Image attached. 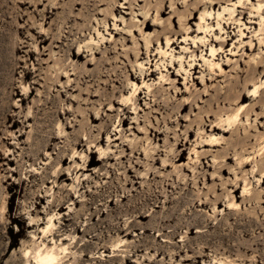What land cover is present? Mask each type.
<instances>
[{"label":"rangeland","instance_id":"rangeland-1","mask_svg":"<svg viewBox=\"0 0 264 264\" xmlns=\"http://www.w3.org/2000/svg\"><path fill=\"white\" fill-rule=\"evenodd\" d=\"M258 3L0 0V264L264 260Z\"/></svg>","mask_w":264,"mask_h":264},{"label":"bare ground","instance_id":"bare-ground-1","mask_svg":"<svg viewBox=\"0 0 264 264\" xmlns=\"http://www.w3.org/2000/svg\"><path fill=\"white\" fill-rule=\"evenodd\" d=\"M213 2V4L215 5L217 2H220V0H217V1H214V0H211V3ZM238 3H241V0H238ZM261 3H258L256 6H254V8L256 9V12H257V14L259 15V17H262L263 15H264V8L262 9V11L261 12H259V10H260V8H261ZM239 7V6H238ZM222 10L223 11H228L229 12V16H231L233 13H234V9H233V7L231 8V7H227V6H224L223 8H222ZM164 12V10L160 7V8H158V7H156V13L157 14H162ZM212 13H211V11H208V10H204L201 14H200V20L202 21L204 18H205V16L206 15H211ZM238 14H242L241 12L240 13H237L236 14V16L238 15ZM216 17H217V19L218 18H220V19H223V16H222V12H217L216 13ZM235 20H236V18H235ZM259 24H260V29L259 30H263L264 31V22L261 20V18H260V20H259ZM216 25L218 26V28L220 29V30H223V27H221V23H220V21L219 20H217V23H216ZM145 26V25H144ZM146 27H147V25H146ZM212 27V25H208V24H205V25H201V24H198V28L199 29H204V31L205 30H207L208 28H211ZM243 33H244V31L243 30H240V34L241 35H243ZM215 35V38H217L218 37V35L217 34H214ZM199 39H201V38H199ZM169 41H170V38H166V43L168 44L169 43ZM258 43L260 44V46L262 47V48H264V35H263V37H260V38H258ZM221 44V43H220ZM223 44V43H222ZM251 45V44H250ZM220 48H222V46L220 45ZM217 49L216 48H214L212 45H211V47H210V52H211V54L212 55H214V53H215V51H216ZM163 53H165V52H163ZM79 55V54H78ZM208 65L210 66V68H212V67H217V68H219L220 69V64L218 63V62H216V61H214V62H208ZM217 68H215V69H217ZM259 68H262L263 70H264V59H262V60H260V61H258V62H256V64H250L249 66H248V69L246 70V71H244L243 69H241V70H239L238 72L240 73V75L243 73V72H246L247 73V75L248 74H255L257 71H258V69ZM221 70V69H220ZM151 75V74H150ZM220 74H215L214 73V75H212V77L210 78V80H215L218 76H219ZM258 87L259 86H257L255 83H254V88L251 90V93H250V96H254V98L255 97H257L258 99H259V102H260V104L261 103H264V90H263V92L261 93V95L259 94V95H256V93L258 92ZM246 88V87H245ZM235 97V96H234ZM244 97H245V94L243 93V94H239L238 96L236 95V97H235V99L237 98H239V99H244ZM260 97V98H259ZM226 99H228L229 100V97H226L225 96V100ZM236 99V100H237ZM231 100H232V98H231ZM238 101V100H237ZM240 104V103H239ZM241 105H243V103L241 104ZM242 106H240L239 108H238V110L241 108ZM238 110H237V112L236 113H234V114H232V115H229L225 120H222L223 122H225L226 123V125L224 124L223 126H227V127H229V126H231L232 124H234L235 122H238V121H240L241 120V117H240V115H239V113H238ZM241 113V112H240ZM239 117V118H238ZM246 117H248V115H247V113H246ZM218 124H220V122H218ZM222 125V124H221ZM236 125V124H235ZM224 128H226V127H224ZM237 128V126L235 127V129ZM215 129H218V130H222L223 132H227L228 131V129H221L219 126H216V125H213V128L211 129V130H215ZM231 129H232V127H231ZM230 129V130H231ZM221 138L220 137H216L214 134H211L210 136H209V141H211V142H218L219 140H220ZM227 159H229V157H227ZM248 160V158H241V160H239L238 161V163H240V164H244V163H246V161ZM222 171H224V168H222L221 169ZM256 171H258L257 172V174H259L260 176H258L257 177V179H256V181H257V183L259 184V186H262L263 184H264V165L262 164V165H260L259 167H258V169L256 170ZM238 190V187H235L232 191L233 192H236ZM242 191H243V194H242V196H243V200L245 201V200H251L252 198L253 199H258L259 198V193H258V191H256V192H254V193H250V194H247V193H249V190L247 189V187L244 185V187H243V189H242ZM248 195V196H247ZM230 205H236V202H232V203H230ZM254 223V222H253ZM254 224H256V223H254ZM249 225V224H248ZM259 226V225H258ZM260 227V226H259ZM44 231V230H43ZM247 232V231H246ZM243 247V246H242ZM57 254L55 253V252H53L52 250H46L45 252H42V253H37L36 255H35V257H34V263L35 264H63V263H61V262H59L58 260H57ZM262 258V257H261ZM62 261V260H61ZM242 264H244V263H242ZM254 264H264V260L263 261H260V260H257L256 262H254Z\"/></svg>","mask_w":264,"mask_h":264}]
</instances>
